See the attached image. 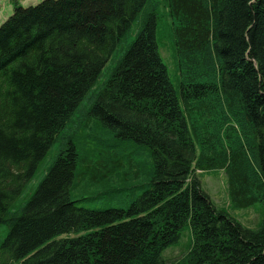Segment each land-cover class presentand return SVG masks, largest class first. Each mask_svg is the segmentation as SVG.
Returning a JSON list of instances; mask_svg holds the SVG:
<instances>
[{"label":"trees","instance_id":"trees-1","mask_svg":"<svg viewBox=\"0 0 264 264\" xmlns=\"http://www.w3.org/2000/svg\"><path fill=\"white\" fill-rule=\"evenodd\" d=\"M164 3L177 90L151 0L16 4L0 26V264H264V0ZM211 170L232 208L261 204L255 229L203 192ZM84 194L104 208L77 207Z\"/></svg>","mask_w":264,"mask_h":264},{"label":"rangeland","instance_id":"rangeland-1","mask_svg":"<svg viewBox=\"0 0 264 264\" xmlns=\"http://www.w3.org/2000/svg\"><path fill=\"white\" fill-rule=\"evenodd\" d=\"M42 0H0V26L8 17L13 13V7L16 4L22 8H27L29 6H35ZM152 3L157 4L158 11V23L156 40L159 50V55L161 61L167 68L170 83L177 90L178 82L180 80L178 72V62L176 53L174 50L173 42V31L171 21L168 17L167 8L165 6L164 0H151ZM16 2V3H15ZM142 23V19L139 17L137 22L131 28L125 41L122 43L123 46L130 44L136 33L138 32ZM121 54V50L113 56V58L107 63L106 68L103 71L102 76L99 78L97 84L98 87L102 86V83L108 76L110 68L114 65L117 57ZM56 146L50 149L48 155L46 156L43 163L38 168L34 178L29 183V189L26 190L21 196V203L26 201L27 195L32 192L31 188L38 185L46 169L53 162L56 156ZM197 179L201 184V189L206 193L211 202L217 209L225 211L232 219L237 221L240 225L245 228L255 229L262 220V207L260 203H256L253 206L245 209L232 208L229 204L226 191V180L225 175L220 170H211L206 172L197 173ZM87 198L82 202L76 203L77 207H81L87 210H101L104 208L100 200H94L90 198V194H84ZM75 199H79V195L75 196ZM7 228L4 225H0V242L6 236ZM191 240V230L189 225H186L182 232L178 243L174 246L169 247L162 254L163 259L166 262L172 263L177 261L188 249Z\"/></svg>","mask_w":264,"mask_h":264}]
</instances>
